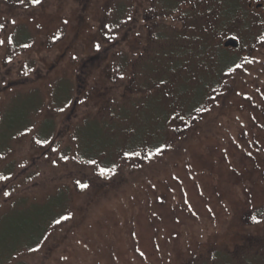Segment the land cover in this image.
I'll return each instance as SVG.
<instances>
[{
    "label": "rangeland",
    "instance_id": "rangeland-1",
    "mask_svg": "<svg viewBox=\"0 0 264 264\" xmlns=\"http://www.w3.org/2000/svg\"><path fill=\"white\" fill-rule=\"evenodd\" d=\"M228 8L0 0V260L17 246L2 264H264L259 30ZM193 92L206 106L189 122ZM155 137L162 154L147 152ZM89 146L106 147L83 159ZM62 189L61 216L19 246Z\"/></svg>",
    "mask_w": 264,
    "mask_h": 264
},
{
    "label": "trees",
    "instance_id": "trees-1",
    "mask_svg": "<svg viewBox=\"0 0 264 264\" xmlns=\"http://www.w3.org/2000/svg\"><path fill=\"white\" fill-rule=\"evenodd\" d=\"M23 36L22 37H16V38H13V40L15 41V43H18V42H25L28 40L27 38V34L25 33V31L23 30ZM189 99H187V103L186 105L184 106V115L185 117L188 119H190L191 116L195 115L197 113V111H200L202 108H204V106H206V103L204 104L203 103V98H204V95H202L201 97H196L194 92L192 94V96L188 97ZM155 111V110H154ZM155 114L158 116V115H163L161 116V121H160V124L161 126L163 127L164 123L163 121L166 119V116H164L166 113L165 112H162V113H159L158 111H155ZM195 119L191 118L189 120V122H193ZM90 123H94V124H97V125H100L98 122H90ZM89 124V123H87ZM90 125H93V124H90ZM140 132L138 135H136V139L138 140H143V137L145 135V131H138ZM93 134H95V138H98L97 136L101 137V138H106V137H103L102 135V132L100 129H94V132ZM110 137V136H108ZM162 137V136H161ZM99 139V138H98ZM100 140V139H99ZM97 140V142L99 141ZM102 141V140H101ZM108 142L112 143L111 140H109ZM100 143V141H99ZM151 144H153L152 146L150 145L148 148H147V152L151 153V154H156L157 152V147L159 149V153L162 154L165 152V146L164 144L161 143L160 141V137H155L153 139V141L151 142ZM106 147V146H105ZM104 146H102L101 148H98L96 149L97 147L96 146H89L88 149H87V152H89L90 154H87L86 156H82V158H92L94 156H97L102 149L105 148ZM138 147H141L138 146ZM152 147V148H150ZM100 150V151H99ZM141 152V151H139ZM83 158V159H84ZM101 160V159H100ZM108 158L106 157L105 160L102 162L104 163L103 164V171H106L108 168L106 167L108 164ZM109 172V171H108ZM105 183V182H103ZM102 183V184H103ZM51 199V201H50ZM50 201V202H49ZM67 201H68V198H67V195H66V192L62 190H59L55 193V196L53 197H50L46 202H49L50 205L49 206H36L35 208V211L32 213L33 214V217H28L27 219L24 220L23 222V228L26 230L27 232V239L30 241V242H27V241H23L19 244L20 245H26V246H33L35 245L36 243H39L40 239L43 237L45 231L47 230L48 226L50 225L49 223H52L53 221H56L55 219L57 217H60V213L63 212L64 210V207L65 205L67 204ZM45 202V203H46ZM44 203V204H45ZM31 206V205H30ZM33 206V205H32ZM25 208V207H24ZM264 210H260V211H255V213L257 214H260L262 213ZM34 218V219H33ZM49 224V225H48ZM48 225V226H47ZM37 234V235H35ZM35 235V237H34ZM18 246V247H19ZM15 249H17V246L15 248H12V249H8L4 255V257L2 258H5L4 260H6V257L10 256V254L15 251ZM222 256L224 257H228V259H230V257L233 259L234 257V253H223L221 251H219ZM218 251L215 252V253H219ZM255 256V255H254ZM236 257V256H235ZM231 259V260H232ZM258 257L255 256L253 258V260H257ZM3 260V261H4ZM253 260H248L246 262V264H254L255 262ZM2 260H0V264L3 263ZM257 264V263H255Z\"/></svg>",
    "mask_w": 264,
    "mask_h": 264
},
{
    "label": "flooded vegetation",
    "instance_id": "flooded-vegetation-1",
    "mask_svg": "<svg viewBox=\"0 0 264 264\" xmlns=\"http://www.w3.org/2000/svg\"><path fill=\"white\" fill-rule=\"evenodd\" d=\"M230 8H228L232 13H241L248 15L255 20V25L257 26L258 32V42L259 45L255 47L257 52V62L254 64L256 69V85H257V102L264 106V0H242L241 7L238 5L237 0H229ZM247 17V16H246ZM233 39L237 42L235 48H223L224 50L236 51L239 49L240 42L235 38ZM225 42V41H224ZM223 42V43H224ZM262 107V106H261Z\"/></svg>",
    "mask_w": 264,
    "mask_h": 264
},
{
    "label": "water",
    "instance_id": "water-1",
    "mask_svg": "<svg viewBox=\"0 0 264 264\" xmlns=\"http://www.w3.org/2000/svg\"><path fill=\"white\" fill-rule=\"evenodd\" d=\"M236 46H237V42L235 40H233V39L226 40L222 44L223 48H228V47L235 48Z\"/></svg>",
    "mask_w": 264,
    "mask_h": 264
},
{
    "label": "snow or ice",
    "instance_id": "snow-or-ice-1",
    "mask_svg": "<svg viewBox=\"0 0 264 264\" xmlns=\"http://www.w3.org/2000/svg\"><path fill=\"white\" fill-rule=\"evenodd\" d=\"M36 2L38 3L39 0H36ZM237 67H239V66H237ZM38 142H39V141H38ZM102 171H103V170H102ZM82 187H84V186H82ZM4 195L7 196V195H9V193H4ZM57 223H59V221H57Z\"/></svg>",
    "mask_w": 264,
    "mask_h": 264
}]
</instances>
